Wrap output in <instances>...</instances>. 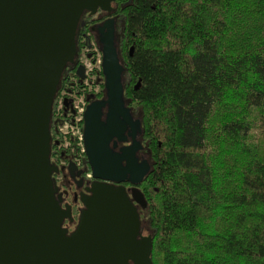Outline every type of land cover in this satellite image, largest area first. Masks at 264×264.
Masks as SVG:
<instances>
[{
    "label": "trees",
    "instance_id": "16d2710c",
    "mask_svg": "<svg viewBox=\"0 0 264 264\" xmlns=\"http://www.w3.org/2000/svg\"><path fill=\"white\" fill-rule=\"evenodd\" d=\"M114 14L153 263L264 264V0H116Z\"/></svg>",
    "mask_w": 264,
    "mask_h": 264
},
{
    "label": "water",
    "instance_id": "95a60500",
    "mask_svg": "<svg viewBox=\"0 0 264 264\" xmlns=\"http://www.w3.org/2000/svg\"><path fill=\"white\" fill-rule=\"evenodd\" d=\"M114 1L0 0V264H154L139 188L151 164L137 156L142 121L126 104L115 18L98 27L105 97L87 106L84 144L92 175L131 183L132 197L123 185L94 183L69 233L63 224L73 220L71 209L62 207L51 177L58 170L50 161L52 106L66 66L75 62L80 20L85 12H111ZM127 132L132 144L116 151L112 142L128 141Z\"/></svg>",
    "mask_w": 264,
    "mask_h": 264
},
{
    "label": "flooded vegetation",
    "instance_id": "af4514ba",
    "mask_svg": "<svg viewBox=\"0 0 264 264\" xmlns=\"http://www.w3.org/2000/svg\"><path fill=\"white\" fill-rule=\"evenodd\" d=\"M115 2L116 0L112 3L113 9L111 12L99 10L94 15H90V13L87 12L85 17L87 16L89 18H81L76 34L77 52L75 56V62L70 63L66 66L52 106L53 121H55V123H53V127L50 128V161L52 164L57 166L58 170H54L51 177L55 187L57 188L56 196L61 197L62 207L66 208L67 206H69L71 209L73 220L67 218L63 224V227L69 229V233L73 232L76 229L80 220L81 213L85 208L81 196L82 194L91 195V192H89V188H91L94 183L113 184L115 186L123 185L126 187L130 197H132L131 189L133 188V185L129 182L119 184L95 178L93 175L88 176L89 172L92 174V168L90 166L86 153H73L70 146H65L64 142L58 139L59 121L56 120L61 116L67 117L69 115V112L72 111V106L75 100L73 96L84 95L87 106L91 101H93V99L91 101L89 100V95H93L94 92H90L86 88L87 69L84 66L82 60L85 55L87 57L92 56L88 51V47L92 48L95 46H99V48L101 49L98 27L101 26L102 23L108 18L116 19V39L119 50L122 41V35L118 36V30L122 25V18L120 15L114 14ZM119 55L121 58L120 50ZM80 66L84 68V78H81L77 73V70ZM102 90L103 87L101 91ZM104 97L105 95L97 99H102ZM61 98L64 99L62 105L60 103ZM132 113L133 116L137 118L133 110ZM128 132V141L119 142L115 139L112 142V147L116 151H119L124 146H129L132 144L133 140L132 137L128 135ZM142 134L143 132L141 134L139 133L136 137V139L138 141H141L143 145V149H141L137 154L139 161L147 159ZM88 169H90V171H87ZM139 188L142 189L141 186H139Z\"/></svg>",
    "mask_w": 264,
    "mask_h": 264
},
{
    "label": "built area",
    "instance_id": "2783aa9c",
    "mask_svg": "<svg viewBox=\"0 0 264 264\" xmlns=\"http://www.w3.org/2000/svg\"><path fill=\"white\" fill-rule=\"evenodd\" d=\"M88 51L91 53V57L86 55L83 57V64L87 69V80L86 85H89L90 82L96 77L97 73L103 72V52L99 46L88 47ZM92 63H96L94 68L90 67ZM91 91V90H90ZM75 98L72 111L69 112L67 117H59L56 120L58 122V139L64 142L65 146H70L73 153L75 148L78 147L77 153H86L85 144H84V115L87 109V103L84 99V95L73 96ZM64 99H60L61 105L63 104ZM75 142V143H74ZM92 174L89 173L88 176Z\"/></svg>",
    "mask_w": 264,
    "mask_h": 264
},
{
    "label": "rangeland",
    "instance_id": "374dc122",
    "mask_svg": "<svg viewBox=\"0 0 264 264\" xmlns=\"http://www.w3.org/2000/svg\"><path fill=\"white\" fill-rule=\"evenodd\" d=\"M122 35V25L120 26V28H119V30H118V36H121ZM94 66H96V63H92L91 65H90V67H92V68H94ZM103 80H104V76L102 77V73L100 72L99 74L97 73V75H96V77H95V79H94V81L92 80L91 82H90V84L89 85H86V88H87V90L88 91H90V92H94V94H98V93H100L101 92V89H102V83H103ZM125 80H126V75H123V81L125 82ZM94 100V99H93ZM131 108V107H130ZM135 108V107H134ZM132 109V108H131ZM133 110V109H132ZM133 112H134V114H135V116L137 117V118H140V113H139V111H138V108H136V109H134L133 110ZM75 143V142H74ZM77 149H78V147L77 148H75V150H74V152L75 153H77ZM82 154H84L83 152H82ZM90 173V172H89ZM142 212V211H141ZM144 215V216H143ZM142 215V217H145V214H143ZM143 218H141V222H142V224L144 223V226H145V228H144V231H143V234L144 235H149L148 234V232H147V230H149L150 228H149V225H148V220H147V218H145V219H143Z\"/></svg>",
    "mask_w": 264,
    "mask_h": 264
}]
</instances>
